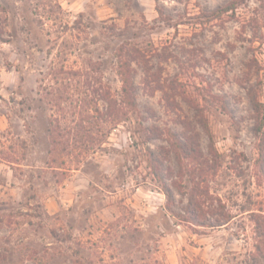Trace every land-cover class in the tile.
I'll return each instance as SVG.
<instances>
[{"label": "rangeland", "instance_id": "obj_1", "mask_svg": "<svg viewBox=\"0 0 264 264\" xmlns=\"http://www.w3.org/2000/svg\"><path fill=\"white\" fill-rule=\"evenodd\" d=\"M226 2L0 0V264H264V0Z\"/></svg>", "mask_w": 264, "mask_h": 264}, {"label": "trees", "instance_id": "obj_2", "mask_svg": "<svg viewBox=\"0 0 264 264\" xmlns=\"http://www.w3.org/2000/svg\"><path fill=\"white\" fill-rule=\"evenodd\" d=\"M242 0H228L224 5L218 7L214 13L216 15H222L223 13H227L229 11H234L238 4ZM118 75L122 82V94L123 99L126 103L132 104V81L131 76L128 73V68L125 62H121L118 65ZM249 96L254 109V122H255V134L258 138V151L259 155L264 156V104L254 95L253 92L249 91ZM264 174V169H263ZM163 193L166 197L168 204H170L173 200V195L168 187H164Z\"/></svg>", "mask_w": 264, "mask_h": 264}]
</instances>
